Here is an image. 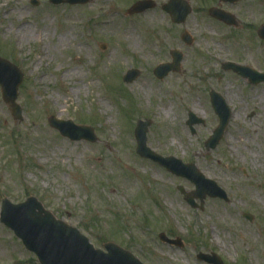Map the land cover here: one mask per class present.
<instances>
[{
  "label": "rangeland",
  "instance_id": "rangeland-1",
  "mask_svg": "<svg viewBox=\"0 0 264 264\" xmlns=\"http://www.w3.org/2000/svg\"><path fill=\"white\" fill-rule=\"evenodd\" d=\"M137 1L55 5L27 0L21 15L6 13L9 0H0V56L24 74L16 99L21 119L3 100L0 85V105L9 116L8 124L0 118V216L4 197L19 203L34 196L95 248L105 250L104 244L113 242L143 264H209L197 258L199 253L217 254L224 264H264V82L251 84L222 66L232 61L264 73V39L258 36L264 0H186L191 12L179 24L162 8L169 0H153V8L129 14ZM211 7L231 13L237 25L210 16ZM45 11L51 13L48 21L41 16ZM153 14L163 23L140 24L143 40L154 42L153 49L130 46L116 29L102 30L112 17L126 25ZM185 33L192 43L184 42ZM171 50L183 53L181 70L159 79L153 70L171 62ZM130 68L141 74L126 83L123 75ZM144 83L157 92L145 97ZM211 90L225 98L232 116L218 146L207 150L219 123ZM161 101L172 104L170 116L162 109L157 113ZM189 112L204 120L193 126L195 132ZM49 116L90 126L97 139L64 137ZM146 119L151 121L149 148L195 164L229 201L206 197L203 205L196 199L192 207L178 189L194 190L189 179L141 157L134 130ZM242 125L255 134L241 136ZM64 148L76 155L63 153ZM124 150L127 159L121 156ZM160 233L183 246L164 243ZM0 243V264H39L1 220Z\"/></svg>",
  "mask_w": 264,
  "mask_h": 264
},
{
  "label": "water",
  "instance_id": "water-1",
  "mask_svg": "<svg viewBox=\"0 0 264 264\" xmlns=\"http://www.w3.org/2000/svg\"><path fill=\"white\" fill-rule=\"evenodd\" d=\"M90 1L51 0L55 4H86ZM221 1L236 2L237 0ZM34 4H38V2L34 1ZM152 6H154L152 1H139L133 5L129 13L142 12ZM164 9L171 15L172 21L175 23H183L191 12V7L186 0H170L168 4L164 5ZM209 13L211 16L223 20L228 24H236L234 16L224 10L211 8ZM258 33L264 39V24L259 28ZM183 38L187 43L192 42L191 37L187 33ZM103 48H105V45ZM171 55L173 62L161 64L155 68L154 73L158 78L162 79L172 71H180L183 54L178 50H172ZM223 67L227 70H234L243 77L248 78L251 83L264 82V73L257 72L249 67L235 63H226L223 64ZM139 75L140 71L138 69H130L124 75V81L131 83ZM23 78L24 75L17 65L0 56V84L3 99L12 107L13 114L17 119H21L22 113L20 106L16 103V99ZM210 96L212 106L219 117V124L206 141L205 146L207 150L217 147L225 134L231 117V109L223 96L214 90H211ZM49 123L52 127L59 130L63 136L73 140L83 138L90 141L96 140L94 130L89 126L77 125L71 120H59L54 116L49 117ZM200 123H204V120L198 118L193 112H190L188 124L192 132H195L193 126ZM150 124V120H140L137 123L135 129L137 153L141 157L158 162L177 176L185 177L193 182L196 188L191 192L185 191L181 186L178 187L192 207H197L195 199H200L203 205L204 199L207 196L228 200L226 191L213 180L206 178L195 164L183 163L180 159L173 156L163 157L149 148L147 146L146 134ZM247 217L252 219L249 215ZM1 221L15 232L28 250L36 254L40 264H143L133 253L113 242L104 244L106 252L95 248L89 239L77 228L63 220L57 219L34 196H30L24 202L18 204H14L9 199L4 198ZM160 238L169 244L183 246L181 240L170 239L164 233L160 234ZM197 257L210 264H223L217 254L199 253Z\"/></svg>",
  "mask_w": 264,
  "mask_h": 264
},
{
  "label": "bare ground",
  "instance_id": "bare-ground-1",
  "mask_svg": "<svg viewBox=\"0 0 264 264\" xmlns=\"http://www.w3.org/2000/svg\"><path fill=\"white\" fill-rule=\"evenodd\" d=\"M5 1H8V0H5ZM162 1L164 2V0H162ZM27 9H28L27 0H9V4L6 5L4 10L8 14L19 13L21 15H24V14H26ZM50 15H51V13L48 11L43 12L41 15L43 18V21H48L50 18ZM26 18L27 17H25V20H26ZM66 18L67 19L70 18V15L67 14ZM27 21H31V20L28 19ZM142 23H146L149 26L159 25V24L163 23V18L157 14L146 15L145 17L142 18V20H140L139 24L132 20V21H129L125 25L124 20H120V19L112 17V18L104 20V22L102 24L103 25L102 30L111 31L113 29H116L117 31H119V33H118L119 39H123L124 41L129 42L130 46H134V48H139L141 43H142V46L144 48H148V50L153 49L154 44H155L154 42L143 40V36L141 33V29H140V24H142ZM88 53L90 54L89 51H88ZM157 90L158 89L154 88L149 83H144V85L141 86V92L143 93V95L145 97L150 96V95H154L157 92ZM164 105H165L164 101H161L160 104L157 105V113L160 109H162V111L166 114V116H170V114L172 112V104L168 107H166ZM108 111H111V109L109 108ZM0 118L3 119L6 122V124L9 123L8 113L2 109L1 105H0ZM240 131H241V133H240L241 136H242V133L243 134H251V133L255 134V132H256V130L253 129L250 125H242V128ZM260 134L264 135V133L261 130H260ZM124 138L127 139V137H124ZM240 142H241V139H240ZM63 151H64L63 153H65L69 156H75L76 155V153L71 152V149H68V148H64ZM121 156L123 159H127L128 158V152L125 150L122 151ZM122 158H119V159H122ZM253 192H255L256 194H259V192L256 190H254ZM220 215H222V214H220ZM241 236L245 238L246 233L241 231ZM0 247H2L1 243H0Z\"/></svg>",
  "mask_w": 264,
  "mask_h": 264
}]
</instances>
